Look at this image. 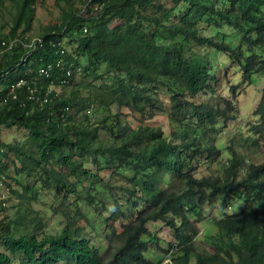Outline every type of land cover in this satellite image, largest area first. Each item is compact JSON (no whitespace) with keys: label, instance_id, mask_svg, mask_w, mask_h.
<instances>
[{"label":"trees","instance_id":"obj_1","mask_svg":"<svg viewBox=\"0 0 264 264\" xmlns=\"http://www.w3.org/2000/svg\"><path fill=\"white\" fill-rule=\"evenodd\" d=\"M37 2L18 0L10 32L16 43L0 56V180L20 188L13 190L15 217L0 220V264H264V207L215 219L209 246L196 243L205 203L226 209L237 200H264V141L262 161L244 169L243 158L210 135L236 117L237 85H230L231 98L221 104L196 99L214 94L218 84L209 72V48L238 63L244 86L264 73V0H85L77 8L67 0L59 25L51 22L28 37ZM179 4L185 6L176 11ZM225 27L237 33L239 46L224 41ZM64 37L77 50L67 51ZM33 38L41 45L31 51L24 44ZM88 69L101 85H75L64 97L53 91ZM161 93L198 123L167 130L156 124ZM90 108L98 119L87 113ZM253 115L259 122L253 129L264 136V92ZM12 127L27 131L26 139L5 143L2 129ZM226 149L222 177L195 175ZM90 156L113 159L135 176L116 175L115 188L134 201L105 217L101 247L89 233L90 218L66 201L69 195L79 200L83 178L94 176ZM167 175L173 180L165 181ZM31 180L61 196V229L47 232L40 217H29L38 195ZM156 222L172 232L165 249L149 229Z\"/></svg>","mask_w":264,"mask_h":264},{"label":"rangeland","instance_id":"obj_2","mask_svg":"<svg viewBox=\"0 0 264 264\" xmlns=\"http://www.w3.org/2000/svg\"><path fill=\"white\" fill-rule=\"evenodd\" d=\"M38 4L35 3L34 11L35 15L32 18L31 29L27 31L25 36L33 37L36 33L41 30L42 26L50 25L54 22L59 25L63 18V11L67 7V0H37ZM41 1L43 4H40ZM85 0H69L73 8H77L83 5ZM18 0H0V38L7 37V40L3 39L6 43L5 46L0 47V53L3 55L5 52L11 50L15 45L16 40L13 36H10L12 29V19L15 15V9L19 7ZM39 6V7H38ZM185 4H179L176 11L182 9ZM38 7V8H37ZM119 21L115 20L114 23ZM23 29H18L14 35L21 34ZM224 32L226 36L224 41L234 44L236 47L239 46V36L234 31L224 28L220 31ZM0 41V43L2 42ZM62 44L69 52L77 50V45L71 39L67 37L62 38ZM12 45L11 47H9ZM9 47V48H8ZM27 47V44H24ZM0 54V56H1ZM206 56L209 65V72L214 73L218 78V84L216 85L215 93L199 94L196 99L197 102L207 99L208 101L215 100L221 104L222 99L231 98L230 85L236 84L238 96L235 100L237 107L236 117L229 119L227 123L219 131L211 132L210 135L216 140L218 147H231L232 150L237 154L238 157L243 158V168L245 169L249 163H259L262 161L263 154L259 147L264 136L256 133L257 130L253 129L258 126V116L253 115L261 94L264 92V73L262 71L252 75L251 83L248 86H244L240 81V69L236 61L232 60L227 54L221 51H217L215 48H209L206 50ZM85 65V64H84ZM82 65V67L84 66ZM91 68V67H90ZM17 70V68H16ZM12 71V70H11ZM11 71L5 72L3 75L9 74ZM85 75V71H80L79 75L74 76L70 86H61L57 88L52 86L54 92L60 97L70 95L71 89L75 85H101V80L93 71H89ZM9 77V76H8ZM8 77L6 79H8ZM107 77V76H104ZM20 81V80H19ZM16 82V86L17 83ZM82 85V86H81ZM83 92L81 93V95ZM161 102L163 104V111H157L155 120L156 124L160 125L164 130L170 129L174 126V123H188L197 124V116L190 114L182 108L174 105L167 93L160 94ZM87 113L91 114L90 117L98 119L100 114L96 113L95 109H87ZM195 115V116H194ZM130 121V120H129ZM132 125L135 124L131 121ZM100 136H106L103 130H99ZM264 133V129H263ZM27 131L24 129L3 128L1 138L5 143L17 142L19 140H25ZM229 152L224 150L222 155L214 162L206 163L203 162L198 170L196 176H223V169L227 162ZM88 167L93 171L94 176H86L83 178L80 186L78 187L79 200H76L75 196H67L66 201L74 203L77 207L90 218L91 227L88 228L89 233L95 236L94 245L102 246L104 244L102 229L105 217H107L114 208L118 205L127 206L129 205L128 195L121 194L117 188H115L114 181L116 175H126L128 178L135 177L134 172L131 169L118 165L113 159L108 157H89ZM27 181L26 178L23 179ZM172 181V176H165V181ZM34 189L38 190L37 198L30 202L32 211L29 212V217L41 219L44 229L47 232L53 233L57 229H61L63 225V217L60 215V203L61 196L56 198L54 192L45 186H41L40 183L31 180ZM20 189L13 181L5 179L0 180V220L8 221L9 218H14L18 209V198L14 194L13 190ZM134 201V198H132ZM264 207V200L254 204L244 203L242 201L233 202L228 208L221 209L218 203L208 204L205 203L201 210L205 218L200 221L197 225L199 233L196 238V243L203 248L209 246L208 234L215 232L213 226L215 219H219L225 215L238 214L243 210H253L254 208ZM213 222V223H212ZM14 232H17L18 227L16 224L13 226ZM151 232L158 237L160 245L165 249L169 243L173 242V236L171 230L161 222L149 224ZM0 250L2 248L0 247ZM8 253V252H6ZM150 254V253H149ZM152 258L158 261L164 258V254H150ZM167 257L164 258V262ZM18 263V258L14 259V263ZM193 264V263H191Z\"/></svg>","mask_w":264,"mask_h":264},{"label":"built area","instance_id":"obj_3","mask_svg":"<svg viewBox=\"0 0 264 264\" xmlns=\"http://www.w3.org/2000/svg\"><path fill=\"white\" fill-rule=\"evenodd\" d=\"M1 46H5L6 47V43L4 41H2L0 43ZM37 45H41V39L40 38H33L28 44H27V47L29 46L31 51L37 46ZM0 46V47H1ZM12 45H10L9 47H11ZM8 47V48H9ZM22 83V81L20 80L18 83H17V86H20ZM0 198H1V192H0Z\"/></svg>","mask_w":264,"mask_h":264},{"label":"clouds","instance_id":"obj_4","mask_svg":"<svg viewBox=\"0 0 264 264\" xmlns=\"http://www.w3.org/2000/svg\"><path fill=\"white\" fill-rule=\"evenodd\" d=\"M1 54V53H0ZM212 74H214V73H212ZM0 192H2L1 190H0Z\"/></svg>","mask_w":264,"mask_h":264}]
</instances>
